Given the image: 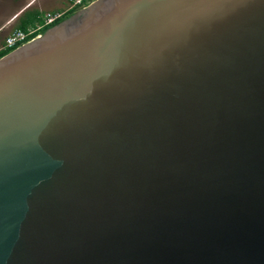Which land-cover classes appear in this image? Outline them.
<instances>
[{
    "label": "water",
    "instance_id": "1",
    "mask_svg": "<svg viewBox=\"0 0 264 264\" xmlns=\"http://www.w3.org/2000/svg\"><path fill=\"white\" fill-rule=\"evenodd\" d=\"M0 264H264V0H93L1 56Z\"/></svg>",
    "mask_w": 264,
    "mask_h": 264
},
{
    "label": "rangeland",
    "instance_id": "2",
    "mask_svg": "<svg viewBox=\"0 0 264 264\" xmlns=\"http://www.w3.org/2000/svg\"><path fill=\"white\" fill-rule=\"evenodd\" d=\"M71 6L69 0H0V47L25 10L36 8L43 13L65 12Z\"/></svg>",
    "mask_w": 264,
    "mask_h": 264
},
{
    "label": "built area",
    "instance_id": "3",
    "mask_svg": "<svg viewBox=\"0 0 264 264\" xmlns=\"http://www.w3.org/2000/svg\"><path fill=\"white\" fill-rule=\"evenodd\" d=\"M93 0H72V6H78L79 9L85 7L88 5L90 2ZM70 7V8H71ZM64 12H47L43 13L42 15V23L36 25L35 27L28 28L26 31L20 30V29H13L3 40V44L0 47L1 48H6V47H11V46H19L25 42H28L38 36H40V33L38 30L43 26L50 24L57 18H60Z\"/></svg>",
    "mask_w": 264,
    "mask_h": 264
},
{
    "label": "trees",
    "instance_id": "4",
    "mask_svg": "<svg viewBox=\"0 0 264 264\" xmlns=\"http://www.w3.org/2000/svg\"><path fill=\"white\" fill-rule=\"evenodd\" d=\"M72 1V0H69ZM79 9L78 6H73L69 8L67 11H65L60 18H57L53 22L47 25H43L38 32L40 34H43L49 27L57 25L61 21L67 19L71 15H73L77 10ZM43 12L36 8L32 9H27L25 10L17 19V23L14 27V29H20L26 31L28 28L35 27L38 24H41L43 19H42ZM17 46H11V47H6V48H1L0 49V57L5 55L6 53L10 52Z\"/></svg>",
    "mask_w": 264,
    "mask_h": 264
}]
</instances>
